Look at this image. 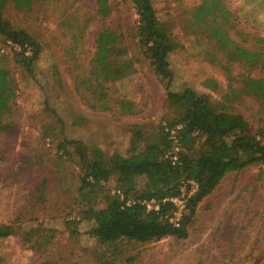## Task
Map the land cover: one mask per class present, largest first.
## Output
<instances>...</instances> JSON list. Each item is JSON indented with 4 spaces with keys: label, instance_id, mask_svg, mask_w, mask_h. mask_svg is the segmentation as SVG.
Masks as SVG:
<instances>
[{
    "label": "rangeland",
    "instance_id": "374dc122",
    "mask_svg": "<svg viewBox=\"0 0 264 264\" xmlns=\"http://www.w3.org/2000/svg\"><path fill=\"white\" fill-rule=\"evenodd\" d=\"M154 4L180 42L170 55L172 89L210 93L254 131L264 129V98L245 93L249 79H264V0ZM4 12L41 52L26 69L0 36V92L11 106L3 118L9 128L0 130V224L20 230L0 239L1 264H264L259 165L226 174L180 235L119 246L98 241L84 212L105 205L103 191L113 193L115 177L104 189L82 190L77 157L58 147L81 140L111 155L126 147L132 125H146L154 138L176 116L140 47V17L132 0H34L31 8L9 0ZM107 28L120 36L122 60H134L133 73L115 82L92 71Z\"/></svg>",
    "mask_w": 264,
    "mask_h": 264
},
{
    "label": "trees",
    "instance_id": "16d2710c",
    "mask_svg": "<svg viewBox=\"0 0 264 264\" xmlns=\"http://www.w3.org/2000/svg\"><path fill=\"white\" fill-rule=\"evenodd\" d=\"M8 1L0 0V36L3 44L21 59L22 65L31 69L41 46L27 30L16 26L5 15ZM11 1L18 8H31L34 2ZM132 2L140 17L137 30L140 47L165 90L167 108L176 116L166 117L154 138L150 137L151 131L146 125H132L126 147L111 155L98 146L89 148L81 140L67 139L58 147L69 158L76 160L77 157L82 190L104 189L115 177L117 185L113 193L103 191L105 205L88 207L84 218L93 221L91 233L98 241L115 242L118 246L123 241L127 245L144 244L184 233L199 204L226 174L255 165L264 166V129L254 131L247 121L228 112L229 106L215 101L210 93L190 86L180 91L172 89L174 74L170 55L180 48V42L161 20L154 0ZM208 6L206 13L211 14L218 4L213 8L212 4ZM118 37L107 28L97 38L92 68L97 80L115 82L133 73L134 60H122L124 52L119 51ZM246 84L249 90L245 93L264 98L263 78H251ZM10 110L9 96L0 92V130L9 128L3 118ZM178 126H181L178 128L179 162L173 164L166 156L174 146L167 127ZM191 180L198 184V189L189 196L182 216L175 221L178 208L170 199L181 196L185 182ZM151 200L156 201L159 209H150L143 203ZM19 231L12 223H2L0 239L17 235Z\"/></svg>",
    "mask_w": 264,
    "mask_h": 264
},
{
    "label": "built area",
    "instance_id": "2783aa9c",
    "mask_svg": "<svg viewBox=\"0 0 264 264\" xmlns=\"http://www.w3.org/2000/svg\"><path fill=\"white\" fill-rule=\"evenodd\" d=\"M181 126L178 127H167V131L170 135V139L173 140L174 146L172 148L171 151H169L167 153V157L172 161L173 164H176L179 162V151H180V140H179V136H178V128H180ZM188 189L190 191H188ZM198 189V184L191 180V181H187L185 182L183 188H182V195L178 196V197H174L171 198L170 200L173 201L178 210L176 212V218L175 221H178L180 219V217L182 216L183 210L186 206V202L189 198L190 195H192L196 190ZM167 200V199H166ZM143 203H145L150 209L151 208H155V209H159V206L156 204L155 200H151V201H144Z\"/></svg>",
    "mask_w": 264,
    "mask_h": 264
},
{
    "label": "crops",
    "instance_id": "0c3cea01",
    "mask_svg": "<svg viewBox=\"0 0 264 264\" xmlns=\"http://www.w3.org/2000/svg\"><path fill=\"white\" fill-rule=\"evenodd\" d=\"M140 125H142V124H140ZM128 139H129V138H127V141H128Z\"/></svg>",
    "mask_w": 264,
    "mask_h": 264
}]
</instances>
